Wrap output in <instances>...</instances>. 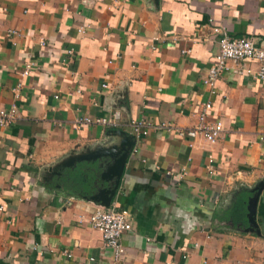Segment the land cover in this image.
I'll list each match as a JSON object with an SVG mask.
<instances>
[{"label":"crops","instance_id":"0c3cea01","mask_svg":"<svg viewBox=\"0 0 264 264\" xmlns=\"http://www.w3.org/2000/svg\"><path fill=\"white\" fill-rule=\"evenodd\" d=\"M215 26L264 45V0H0V107L18 108L0 127V264H111L90 215L116 185L107 206L132 221L118 264H264V81L245 60L204 85ZM206 101L215 142L131 134L138 118L192 127ZM116 109L118 127L76 124Z\"/></svg>","mask_w":264,"mask_h":264},{"label":"built area","instance_id":"2783aa9c","mask_svg":"<svg viewBox=\"0 0 264 264\" xmlns=\"http://www.w3.org/2000/svg\"><path fill=\"white\" fill-rule=\"evenodd\" d=\"M214 31L218 34V50L204 75V85L212 89L220 75L232 69L235 70L245 60L257 63L255 76L264 81V45H257L248 37H232L227 30L221 27L215 26ZM16 34H18V30L15 28L7 29L5 33L9 38ZM33 68L34 62L28 59L20 72V79L14 88L15 98L19 97V89L24 83L23 78ZM251 71V69L246 70L248 73H251ZM211 107L210 101L204 102L198 114L197 124L189 128L180 127L170 122L155 126L151 121L143 118L132 120L129 123V128L135 141H139L142 137L147 136L152 128L159 127L165 128L168 131H174L182 138L193 139L197 136H202L209 142H215L220 137L223 124L221 121L208 119ZM17 116L18 108L15 103L8 108L0 107V127L11 125ZM120 118V111L116 109L106 116H80L77 118L76 124L78 126L87 123L105 127H118L120 125ZM131 151L132 153H137V145H133ZM90 221L101 232L104 244L112 251L111 264H118L125 255L121 236L132 228L130 211L127 208L114 205H100L90 215Z\"/></svg>","mask_w":264,"mask_h":264},{"label":"water","instance_id":"95a60500","mask_svg":"<svg viewBox=\"0 0 264 264\" xmlns=\"http://www.w3.org/2000/svg\"><path fill=\"white\" fill-rule=\"evenodd\" d=\"M124 158H125V156L121 157L113 166H111L107 171H105L102 176L105 179H113L114 184H117L118 180L120 178ZM116 186H114V187L111 186V187L105 188L101 191L100 201H101L102 205L107 206L110 204L111 196L113 195V192H114ZM256 203H257L256 197H254L248 203V214H247V216H248V219H249L251 224H255Z\"/></svg>","mask_w":264,"mask_h":264},{"label":"trees","instance_id":"16d2710c","mask_svg":"<svg viewBox=\"0 0 264 264\" xmlns=\"http://www.w3.org/2000/svg\"><path fill=\"white\" fill-rule=\"evenodd\" d=\"M242 209H244V202L242 201V199H237L232 207V219L235 222H239L245 219L244 211L243 213L241 212Z\"/></svg>","mask_w":264,"mask_h":264}]
</instances>
